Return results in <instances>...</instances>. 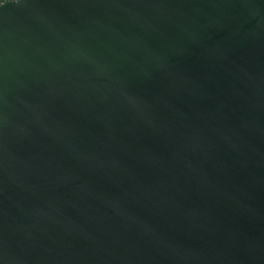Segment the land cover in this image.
I'll list each match as a JSON object with an SVG mask.
<instances>
[{
	"label": "water",
	"instance_id": "1",
	"mask_svg": "<svg viewBox=\"0 0 264 264\" xmlns=\"http://www.w3.org/2000/svg\"><path fill=\"white\" fill-rule=\"evenodd\" d=\"M0 264H264V0H0Z\"/></svg>",
	"mask_w": 264,
	"mask_h": 264
}]
</instances>
